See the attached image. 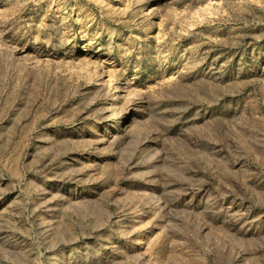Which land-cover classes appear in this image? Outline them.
Masks as SVG:
<instances>
[{
  "label": "rangeland",
  "instance_id": "rangeland-1",
  "mask_svg": "<svg viewBox=\"0 0 264 264\" xmlns=\"http://www.w3.org/2000/svg\"><path fill=\"white\" fill-rule=\"evenodd\" d=\"M0 264H264V0H0Z\"/></svg>",
  "mask_w": 264,
  "mask_h": 264
},
{
  "label": "bare ground",
  "instance_id": "bare-ground-1",
  "mask_svg": "<svg viewBox=\"0 0 264 264\" xmlns=\"http://www.w3.org/2000/svg\"><path fill=\"white\" fill-rule=\"evenodd\" d=\"M151 196H153V195H151ZM155 197H156V196H155ZM155 197H154V198H155ZM157 199H158V197H157ZM153 200H154V199H153ZM155 200H156V199H155ZM156 202H157V201H156Z\"/></svg>",
  "mask_w": 264,
  "mask_h": 264
}]
</instances>
